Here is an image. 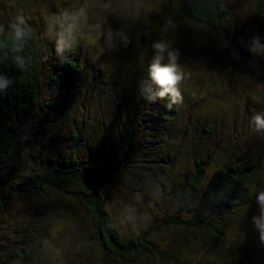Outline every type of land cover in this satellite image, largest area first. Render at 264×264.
<instances>
[{"label": "trees", "instance_id": "obj_1", "mask_svg": "<svg viewBox=\"0 0 264 264\" xmlns=\"http://www.w3.org/2000/svg\"><path fill=\"white\" fill-rule=\"evenodd\" d=\"M7 1L17 4L25 0ZM173 1L172 21L178 34L189 41L198 39L194 24L221 31L230 18L226 0ZM253 17L256 25L264 27V0H254ZM63 18L57 19L59 26L63 24V35L44 24L45 44L26 25H22L26 33L22 40L15 38L10 27L0 33V77L13 81L6 89L0 87V264H97L91 263L81 242L86 230L105 264H114L112 257L130 264L146 258L156 263L157 258L167 257L160 242L169 229L192 237L199 234L202 242L219 240L221 228L235 230L242 220L222 216L253 206L252 186L258 180L259 164L227 165L226 152L220 148L216 170L209 174L208 161L189 164L192 150L179 151L184 165L178 188L174 187L167 171L178 158L174 149L181 145L174 144H182L190 135L191 130L183 126L191 120L180 105L169 108V98L168 103L148 108L143 96L141 104L144 80L140 72H129L118 83L122 72L116 71L111 79L112 68L105 63L115 60L113 51L111 56L100 54L94 60L89 48L87 62L81 52L82 40L74 37L75 30L70 27L69 31ZM123 26L117 29L124 31ZM102 30L110 35L116 29L103 26ZM17 57L24 62L23 70ZM107 71L102 79L99 73ZM97 79V85L102 81L108 89L100 86L96 90L93 80ZM109 105L115 109L116 119L107 113ZM98 106L107 110L98 113ZM208 122L204 123L210 125ZM146 179L159 184L160 199L156 201L168 203V212L160 218L149 217L136 231L124 233L111 217L106 192L117 188L111 203L115 212H119L116 205L123 196L128 200L139 196L146 204L149 193L156 190ZM166 198L169 202H160ZM72 204L74 211L81 212V219H88L89 227L80 218L65 216ZM187 207L191 212L185 219L182 210ZM251 214L244 218L242 228L250 227ZM56 235L61 241L67 235L77 238L72 245L63 240L55 249ZM75 248L78 250L72 252Z\"/></svg>", "mask_w": 264, "mask_h": 264}, {"label": "rangeland", "instance_id": "obj_2", "mask_svg": "<svg viewBox=\"0 0 264 264\" xmlns=\"http://www.w3.org/2000/svg\"><path fill=\"white\" fill-rule=\"evenodd\" d=\"M226 2L230 18L224 29L216 31L210 26L194 24L192 29L198 34V39L189 41L178 34L176 26H167V21L172 20L176 9L173 0H25L17 4L0 0V26L3 30L9 28L16 21L17 16H23L25 25L40 37L42 44H45L47 40L43 35L44 24L51 27L52 32L59 31L63 35L66 34L64 29H61L63 24L59 26L60 22H57V19L65 17L62 21H68L66 22L68 30L70 31L72 27L73 31L75 30L74 37L82 40L81 52L86 57L89 48H92L89 51H92L94 60H97L100 54L111 56L110 52L113 51L120 61L116 58L108 59L105 67L112 69L110 72L99 73L102 79H105L104 75L108 72L109 77L114 79L115 72L121 71L119 76L122 78L118 82L120 83L129 72H140L147 88L145 64L149 65L160 54L153 45L160 42L168 46L162 53L163 63L168 62L170 51H178V63L185 73V79L180 84L183 101L177 105L185 111L187 119L191 120V123L188 122L189 125L183 126L191 132L182 144L181 142L174 144L181 145L174 149L175 153L178 151L176 153L178 158L173 169L167 171L169 180L174 181V187L178 188L181 166L184 165L181 164L182 154L179 151L183 153L192 150L190 157H187L189 164L201 159L208 161L209 174L216 170L215 158L220 153V148L226 152L224 161L227 165L244 168L245 161L259 164L258 180L252 186L253 206L248 205L234 214L222 216L226 219L231 216L232 218L229 219L231 221L242 220L237 222L235 230L232 226L227 227L228 229L221 228L219 240L202 242L199 234L192 237L182 231L178 230L174 233L169 229L161 235L160 242L167 257L160 260L157 258L156 263L146 258L136 264H264V242L259 239V230L253 220L249 228L241 227L244 218L249 217L251 213L252 219L259 216L260 204L256 197L264 191V132L257 131L252 122L255 113L264 112V27L256 25L254 21V0H226ZM121 24L125 25L124 31L117 29ZM103 26L110 31L115 28V33L109 35L105 32V35ZM122 64L129 70L125 71ZM87 70H89L88 66ZM86 79L92 81L91 77ZM93 82L97 85L100 80ZM100 86L101 89L104 87L102 81ZM100 86L98 84L96 90ZM104 88L108 89V87ZM151 94L148 91L144 93L145 96ZM107 96L111 99L110 95ZM98 97L103 98L101 95ZM94 99L98 100L96 96ZM139 99L143 104L144 97L140 95ZM145 100L148 108H155L164 102L168 103L167 97L163 100L157 97L155 102ZM79 105L80 102L77 101L76 110ZM109 106L110 111L105 106H98L97 112L103 113L107 110V113L110 112V116L116 119L115 109ZM84 113L86 111L83 110ZM207 120L210 125L204 123ZM184 144L189 148H185ZM145 182H151L148 184L150 188L156 186L154 193L151 195L149 193L148 203L140 202L139 196L132 200L123 196L116 205L119 207V212L113 211L111 205L114 201L112 194L117 188L108 189L106 192L109 196L111 217L116 220L124 233L129 230L136 231L149 217L160 218L168 212L167 208L170 207L168 203L159 205L156 201L160 199L159 184L152 185L149 179ZM163 200L160 202H169L168 198ZM72 205H68L70 209L65 216L70 220L81 219V212L74 211ZM129 206L131 208H128ZM143 207L145 209H142ZM190 212V207L182 210V217L188 219ZM81 222L89 227L87 218L81 219ZM90 233L86 230L81 235L84 249H87L88 254L90 253L91 263L97 261V264H105L106 260L90 240ZM56 238L59 242L54 243L55 249L64 241H67V245H72L77 237L67 235L64 241H61L59 235H56ZM72 250L74 252L78 249ZM112 259L110 261L114 264H130L114 257ZM52 260L54 261L55 257H52Z\"/></svg>", "mask_w": 264, "mask_h": 264}, {"label": "clouds", "instance_id": "obj_3", "mask_svg": "<svg viewBox=\"0 0 264 264\" xmlns=\"http://www.w3.org/2000/svg\"><path fill=\"white\" fill-rule=\"evenodd\" d=\"M26 21L23 16H17L10 28L15 34L17 40H22L26 35L22 25H25ZM167 26L175 27V23L172 20L167 21ZM0 31H3L0 26ZM109 39L111 37L109 36ZM125 39H127L125 37ZM158 50V54L148 65L147 68V88H145L144 82H141V95L144 96L151 102H155L157 97L161 100L166 97L170 99L168 107L172 104H180L183 101V96L180 89L181 82L185 79V73L181 70L178 63L179 53L178 51H170L168 53V62L163 63L164 53L167 49V45L164 43L157 42L153 45ZM19 50V49H17ZM18 66L23 70L24 62L20 57L16 58ZM13 83L11 79H4L0 77V87L7 88L9 84ZM148 91L152 93L149 96H145L144 92ZM252 122L255 125L257 131L264 132V112L255 113ZM260 204L259 216L253 217V223L259 230V239L264 242V191L260 192L259 196L256 197Z\"/></svg>", "mask_w": 264, "mask_h": 264}, {"label": "bare ground", "instance_id": "obj_4", "mask_svg": "<svg viewBox=\"0 0 264 264\" xmlns=\"http://www.w3.org/2000/svg\"><path fill=\"white\" fill-rule=\"evenodd\" d=\"M87 30V29H86ZM83 33H84V31H83ZM105 56V55H104Z\"/></svg>", "mask_w": 264, "mask_h": 264}]
</instances>
